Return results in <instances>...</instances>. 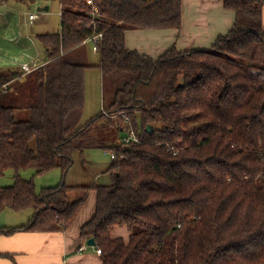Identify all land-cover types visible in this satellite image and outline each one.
I'll return each instance as SVG.
<instances>
[{
    "label": "trees",
    "instance_id": "16d2710c",
    "mask_svg": "<svg viewBox=\"0 0 264 264\" xmlns=\"http://www.w3.org/2000/svg\"><path fill=\"white\" fill-rule=\"evenodd\" d=\"M57 1L60 31L36 34L46 61L28 74L0 69V176L17 172L0 187V210L34 212L0 235L66 231L94 189L80 237H94L103 264H264V0H223L235 12L227 34L157 59L128 48L125 32L180 28L182 0H94V21L85 0ZM100 33L98 66L113 96L82 121L93 65L81 48ZM103 120L141 137L110 147L109 184L62 181L38 192L19 176L67 173L75 151L104 146ZM73 190L84 194L71 200ZM117 226L128 240L112 236Z\"/></svg>",
    "mask_w": 264,
    "mask_h": 264
},
{
    "label": "rangeland",
    "instance_id": "374dc122",
    "mask_svg": "<svg viewBox=\"0 0 264 264\" xmlns=\"http://www.w3.org/2000/svg\"><path fill=\"white\" fill-rule=\"evenodd\" d=\"M46 6H49V10H43ZM60 10V4L57 0H7L5 4H1L0 62L17 65L23 52L32 43L33 46L39 45V41L36 38L37 33L58 30L61 21ZM29 13H40V17L31 24L28 19ZM81 51L84 54L82 59L86 63L93 65L85 73L86 102L82 121H87L101 111L104 99L106 104L112 98L113 92L109 87V83H105L101 69L98 66L100 64L99 52L93 48L91 43H86L81 48ZM13 82H17V80ZM14 91L15 87L11 86L10 92ZM27 115L26 110L18 109L16 112L18 119H26ZM125 133L124 129L111 128L103 120L96 127V134L103 139L104 146L85 149L81 152L75 151L73 153V165L67 173H64L61 168H53L45 173L38 174L33 168H25L21 169L18 174L23 179L32 180L38 192L44 187L56 186L62 181L70 186L109 184L111 175L107 170L112 163L110 147L121 143ZM16 174L17 172L14 169H8L4 175L0 176V187L12 185ZM91 190L87 193L86 203L90 200ZM83 194V190H73L69 193V197L71 200H75ZM33 213L32 209L19 212L10 209L0 210V229L7 225L10 226L9 224L23 223ZM117 228H121V226ZM124 230L121 236L127 239L129 230L127 228H124ZM117 235L120 234L115 231L113 236ZM89 248H92V246H89Z\"/></svg>",
    "mask_w": 264,
    "mask_h": 264
},
{
    "label": "crops",
    "instance_id": "0c3cea01",
    "mask_svg": "<svg viewBox=\"0 0 264 264\" xmlns=\"http://www.w3.org/2000/svg\"><path fill=\"white\" fill-rule=\"evenodd\" d=\"M262 19L264 24V7ZM234 21L235 12L225 8L223 0H182L180 28L128 29L125 32L126 45L154 59L172 47L178 50L207 49L213 45L218 36L229 32ZM60 29L61 21L59 29L53 32ZM45 61L46 54L43 46L40 42L36 46L32 43L23 52L17 65L0 62V69L21 68L24 63L31 66L40 65ZM90 196L89 202L84 205L75 222L66 231H18L10 235L1 234L0 264H103L96 246L81 249L83 241L87 239H81L80 228L95 211L96 191L94 189L91 190ZM31 217L26 218L23 223L9 225H24ZM117 227L112 231V236L115 231L120 234L117 236L123 235L126 227ZM128 238L129 236L126 240Z\"/></svg>",
    "mask_w": 264,
    "mask_h": 264
},
{
    "label": "built area",
    "instance_id": "2783aa9c",
    "mask_svg": "<svg viewBox=\"0 0 264 264\" xmlns=\"http://www.w3.org/2000/svg\"><path fill=\"white\" fill-rule=\"evenodd\" d=\"M86 1V4L88 6H90L92 8V11H91V14H92V17H93V21L95 20V17L97 14H99V11H98V8L95 4V1L94 0H85ZM6 3V0H0V5L1 4H5ZM40 17V13H29L28 15V19H29V22L31 24H33L35 22L36 19H38ZM102 38V33L100 34H94L93 36L89 37L85 42L86 43H91L93 48L98 51L100 46H99V42ZM39 65L38 64H33V66H31L30 64L28 63H24L21 65V69L24 71V74H28L30 73L33 69L37 68ZM103 107V106H102ZM126 133L125 135L123 136V140H122V143L124 144H130L131 142H135V143H140L141 142V137H139L135 132L134 130L132 129H127L125 130ZM111 158L112 159H116V155L114 152H111ZM87 243H86V240L83 241L82 245H81V249H86L87 248ZM96 251L98 254H101L102 253V250L98 247H96Z\"/></svg>",
    "mask_w": 264,
    "mask_h": 264
},
{
    "label": "water",
    "instance_id": "95a60500",
    "mask_svg": "<svg viewBox=\"0 0 264 264\" xmlns=\"http://www.w3.org/2000/svg\"><path fill=\"white\" fill-rule=\"evenodd\" d=\"M48 6H46V7H44L43 8V10H48ZM42 10V11H43ZM148 130H150V126H148ZM86 243H87V245H89V246H96V241H95V239H94V237H90V238H88L87 240H86Z\"/></svg>",
    "mask_w": 264,
    "mask_h": 264
}]
</instances>
